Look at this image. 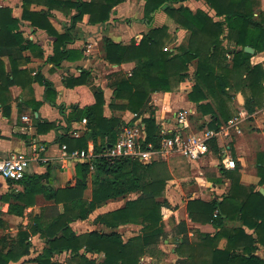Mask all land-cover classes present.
Here are the masks:
<instances>
[{
  "label": "trees",
  "instance_id": "16d2710c",
  "mask_svg": "<svg viewBox=\"0 0 264 264\" xmlns=\"http://www.w3.org/2000/svg\"><path fill=\"white\" fill-rule=\"evenodd\" d=\"M125 0H23L22 17L13 14L9 6L0 5V103L3 112L9 116L11 103L9 88L13 84L23 87L38 78L46 86L47 100L57 105L66 122L61 126L55 121L38 122L39 133L52 129H62L59 135L61 143L68 145L69 151L86 149L88 141H94V155L88 160L76 164V181L64 187H51L44 183L45 174L25 176L20 182L24 191L15 193V203L9 211L22 215L26 206L35 203V195L44 193L47 199L62 204V211L46 217L37 216L32 232H40L46 238L47 246L35 259L38 264H65L54 260L57 253H70L74 264H97L88 253L103 252L105 259L101 264H140L141 257L148 253L152 245L158 243L164 234L162 208L172 207L164 197L168 173H164L158 161L143 163L131 157L110 158L103 155L104 149L114 143L122 129L124 120L117 115L108 116L104 112L105 96L101 88L91 91L87 85L90 72L82 70L77 76L64 78L67 87L75 89L79 102L70 107L58 105L53 82L38 73L32 76L21 65L29 61L23 52L31 50L42 53L39 46L25 37L20 29L21 19L29 20L31 25L46 30L55 36L54 55L50 59L56 65L62 60H78L83 57L82 50L68 48L67 45L79 37L76 26L85 14L91 24L106 23L115 6ZM187 0H144V18L151 25L139 42L130 43L104 38L106 59L112 64L135 62L131 73L116 72L111 86L113 96L109 106L118 110H129L142 114L145 124V141L160 145L162 136L157 122L155 109L149 105L151 95L157 91L170 92L179 86L189 75L193 60L195 83L188 94L202 114H211L209 126L218 129L228 122L233 113L228 106L231 94L228 89L234 81L242 85L249 112L256 106L264 105V67L261 63L252 64L253 55L264 51V10L256 17L255 9L259 0H205L215 11L214 17L204 9H191ZM32 4H40L47 9L36 10ZM59 9L70 15V25L64 32H59L51 22V10ZM75 9L76 12L72 13ZM164 11L179 26L190 31L187 44L177 48H167L170 39L169 26H153L154 14ZM227 28V32H225ZM228 39L240 46L229 49L224 45ZM252 46L254 53L247 52L245 46ZM233 53L230 61L227 54ZM7 55L10 69H7L4 56ZM232 78L234 80H232ZM248 91V92H246ZM40 103H38L39 107ZM73 121H85L87 131L84 135L73 136L69 133ZM213 139L210 142L213 145ZM258 175L264 184V156L258 159ZM92 175L91 198L85 196ZM231 178L229 192L205 200L188 199L186 208L194 222L212 223L216 227L214 234L201 233L200 238L190 241L187 238V224H178L179 232L184 233L176 247L181 258L176 264H264V258L256 254L258 243L264 245V194L254 186L241 183L239 169L227 171ZM13 182L12 180H9ZM138 191L139 195L128 199L119 208L100 213L96 221L108 228L121 224L138 223L143 225V232L124 240L116 230L110 232L90 231L78 234L71 226L75 220H85L96 209L105 205L109 199L125 196ZM22 202V203H21ZM240 220L241 224L227 227L226 221ZM4 222L0 218V226ZM245 227L254 230L247 232ZM29 231L20 230L19 239L14 246L4 252L0 249V264H8L29 253ZM222 237L227 238L225 247H219ZM6 236L0 238V244Z\"/></svg>",
  "mask_w": 264,
  "mask_h": 264
},
{
  "label": "crops",
  "instance_id": "0c3cea01",
  "mask_svg": "<svg viewBox=\"0 0 264 264\" xmlns=\"http://www.w3.org/2000/svg\"><path fill=\"white\" fill-rule=\"evenodd\" d=\"M89 1V0H87ZM144 0H125L117 6H115L111 12L110 19L106 23L91 24L89 22V15L85 14L83 19L77 23L76 31L79 37L67 45L68 48L82 50L83 57L78 60H62L60 65L54 64L50 59L54 55V41L55 36L50 35L46 30L34 27L29 20L21 19L20 29L23 31L25 37L32 40L39 46V50L42 53H33L31 50H25L23 55L29 57V61L21 65L22 68L29 70L32 76H36L38 73L42 74L46 79L53 82V86L56 90L54 99L58 105L63 104L69 112L70 107L79 102V95L75 89L67 87L64 83V78L71 75H79L82 70H88L90 72L87 85L91 91H95L97 88H101L104 91L105 106L104 112L106 115L120 116L124 123H142L143 118L147 117L148 112H144V115L133 113L129 110H118L109 106L111 97L113 96V88L111 82L113 81V74L116 72L131 73V70L135 66V62H125L123 64H112L106 59V52L104 49V38L110 37L114 41L121 43H130L132 39L137 42L141 40L143 34L147 32L151 25L147 19L144 18ZM191 9H204L211 14L215 20L221 19V17L215 15V11L208 5L205 0H187L185 2ZM0 5L9 6L13 9V14L19 18L22 17L23 12V0H0ZM33 9L41 10L47 9L46 6L40 4H32ZM264 10V0H259V5L255 9V16L259 17L260 11ZM76 10L73 9L72 13ZM51 22L59 32H64L65 28L70 25V15L63 13L59 9L51 10ZM153 20V26L168 25L169 30L174 29L178 35V45L183 43L185 37L187 40L190 31L179 25L168 15L160 10L155 12ZM172 30V29H171ZM227 28L225 32H227ZM224 45L229 48L240 49V46H236L231 40L225 39ZM255 52V49H254ZM229 60H232L233 53L227 54ZM7 69H10V62L7 55L4 56ZM252 64L261 63L264 67V51L256 53L251 58ZM196 66V65H195ZM195 66L191 65V76L183 84H187V96L179 95L176 92H154L151 95L149 105L156 110V119L160 126L168 125L166 119L175 110L189 109L188 122L190 124L189 131L197 132L205 128L213 129L216 131V135L213 138V145L207 155L215 160V164L220 165L219 175L217 180L213 182L214 186L211 188V193L214 195L209 196L207 199L217 197L221 199L222 195L227 194L231 185V178L227 175V171H232L236 168L239 169L241 183L247 186H254L256 189H264V184L260 183V176L258 175V157L264 156V105L262 107L256 106L254 112H249L246 106L247 95L242 85H237L234 81L233 91H231V98L228 100V106L233 113V117L226 123L220 125L218 129L209 126L211 114H203L201 123L195 127L193 125L192 118L198 114L197 106L194 102L189 100L188 92L192 89L195 83L194 70ZM182 84V85H183ZM230 90V89H228ZM248 92V91H246ZM249 93V92H248ZM9 96L11 103V113L9 116L3 112V106L0 103V152L3 154H9L12 152H37L48 160L46 162L33 161L26 173L27 176L32 174H45L48 171L47 176L43 179L44 183L49 184L51 187H64L66 185L74 184L76 181V164L79 161H85V158H78L75 156H64L62 150V144L59 135L63 133L62 129H52L46 133H39L37 124L44 120L55 121L61 126H66L64 116L60 108L54 104L53 101L47 100L46 86L38 79L35 78L30 84L25 87L13 84L9 88ZM40 103L39 107L37 106ZM180 105L183 107L172 110L170 107L165 109L167 105ZM171 109V110H170ZM174 121V118H171ZM87 131L85 121H73L69 127V133L75 137L85 134ZM89 149L94 152V141L90 139L88 141ZM229 156L235 162L234 168H227L223 162L225 156ZM174 157H181L179 155H173L166 158L168 162ZM183 158V156H182ZM185 158V157H184ZM190 162H197L198 160H189ZM31 167V169H30ZM25 175V176H26ZM92 175L89 176V195L87 198H91L92 195ZM25 178V177H24ZM23 178V179H24ZM10 179H5L0 176V218L4 222V225L0 226V238L6 236L0 244V249L7 252L10 247L18 241V233L20 230L29 231V237L26 240L29 243V253L21 256L18 260H11L8 264H38L35 259L40 253L44 251L47 246V241L40 232H32V227L35 224L37 216L44 214L41 206L52 208L56 204L54 200L46 198L44 193H37L35 195V203L26 206L22 215L11 213L9 211L10 204L15 203L16 199L14 195L18 191H24L25 186L19 181L13 182ZM90 187V188H89ZM216 190V192H215ZM136 193V195H135ZM133 194V195H132ZM138 191H133L125 196H121L114 199H109L107 203L95 211L97 215L109 210L119 208L125 204L128 199L138 196ZM132 195V197H131ZM134 196V197H133ZM166 197V196H165ZM189 197L188 199L198 198ZM167 198V197H166ZM203 198V197H202ZM168 199V198H167ZM206 199V198H204ZM169 200V199H168ZM172 204V208L163 207L167 214L163 215V223L165 233L170 232L171 224L169 222L170 216L171 222L175 226L185 221L187 224V238L190 241H195L200 238L201 233L214 234L216 227L212 223H200L194 222L186 211V202L184 206V213H180L182 206L177 208V204ZM22 203V202H21ZM113 204H119L111 207ZM63 206L59 205V210L62 211ZM58 213V210L50 212V214H44L46 217L52 216ZM30 214L28 218L27 215ZM164 214V213H163ZM94 217V225L87 230L90 231H105L110 232L116 230L120 232L124 240L139 235L143 232V225L138 223L121 224L116 228H108L105 225L96 221ZM82 220L78 219L71 223L72 228L78 233L81 232L73 227L76 222ZM165 224V223H164ZM240 220H228L226 221L227 227H234L240 225ZM247 232L253 233L254 230L245 227ZM175 235L178 240H182L184 233H180L179 229L175 231ZM173 234L170 233L169 237ZM170 239H166L168 243ZM227 244V238L222 237L219 241V247L223 248ZM258 249L256 254L264 258V245L257 244ZM66 253V252H63ZM60 253V254H63ZM53 256L54 260L57 259V255ZM67 254V253H66ZM67 255H71L68 253ZM90 257L95 259L97 264H101L105 255L100 253H88ZM147 260H151V255L146 257ZM67 264V263H66Z\"/></svg>",
  "mask_w": 264,
  "mask_h": 264
},
{
  "label": "built area",
  "instance_id": "2783aa9c",
  "mask_svg": "<svg viewBox=\"0 0 264 264\" xmlns=\"http://www.w3.org/2000/svg\"><path fill=\"white\" fill-rule=\"evenodd\" d=\"M189 113V109H180L175 110L167 117L166 121L170 127L162 125L160 128L162 138L158 146H155L153 142L145 141V124L126 123L122 126L117 140L102 153L110 158L131 157L143 163L160 161L173 155L183 156L189 160H198L210 151V142L217 133L209 128L197 132L189 131ZM172 117L174 118L173 122L171 121ZM88 147L69 151L68 145L63 143V155L89 160L94 152L92 153ZM47 160L37 152H12L9 154L0 152V176L19 181L25 177L33 161L46 162ZM223 162L227 168L235 167L234 160L227 155Z\"/></svg>",
  "mask_w": 264,
  "mask_h": 264
},
{
  "label": "rangeland",
  "instance_id": "374dc122",
  "mask_svg": "<svg viewBox=\"0 0 264 264\" xmlns=\"http://www.w3.org/2000/svg\"><path fill=\"white\" fill-rule=\"evenodd\" d=\"M180 27L181 26H179V28ZM171 29L169 30L171 37L166 42V45H167V48L173 50L178 47L176 46L178 44L177 42L178 35L176 33L174 35V29L173 28ZM183 41L184 43L187 44V36L185 37ZM227 57L228 59H230L228 55ZM191 65L195 66L196 60H193ZM190 76H191V71H189L188 77L183 82H181L178 87H176L173 91H170V92H176L177 94L180 93L179 94L180 96L183 95L186 97L187 96V84L184 85L183 83L187 81V79L190 78ZM194 78H195V75H194ZM232 80L234 79L232 78ZM228 91L229 93H231L233 89L230 88V90ZM157 92H163V91H157ZM169 107L172 110H175V109H179L180 107H183V104L167 105L165 109ZM146 112H148L149 114V111H146ZM197 112L198 114L192 118L193 125L195 127H197L203 119V114L201 113V111L198 109ZM142 115H144V113H142ZM155 115H156V110H155ZM158 162L160 163L161 168L164 169V173H168L169 175V179L167 180V184H166V189L164 191V197L166 196L173 204H177L178 206L176 209H179V207L182 206L184 202L187 203V200L189 197L200 196L198 198L203 197L202 199L206 198L205 200H209L207 199L209 196L217 195L216 193L214 195L211 193L212 192L211 188L212 186H214L213 182L217 180L216 178L219 175L220 165L218 163L215 164L216 163L215 160H213L212 157H210V155L209 156L207 155L206 157H202L198 159L197 162H190L186 158L184 157L182 158V156L174 157L169 162L166 159H162ZM89 192H90V189H86L87 195H89ZM59 205L60 204L56 203L49 210L47 207L41 206V209L44 214H50L51 211L54 212L56 210L60 212L61 210H59ZM117 205L119 204H113L111 205V207H114ZM184 211H185L184 206H182V208L180 209V213H184ZM186 211H187V208H186ZM162 213H164L163 215L167 214L166 210H164L163 208H162ZM96 215H97V211H94L92 214H90V216L87 219L82 220L80 222H76L73 225V227L85 233L87 230L93 227L94 225L93 219ZM27 216L29 218L30 214ZM171 219L172 217L170 216V219H169V222L171 224L170 232L165 233V230H164V234L162 235L161 239H159L158 243L155 245H152L151 250L141 257L140 264H176L177 261L181 258V255L176 250V247L179 241L175 235V231L178 230L179 227H177V225L175 226L173 221L171 222ZM164 223L166 227L167 226L166 222ZM170 233L173 234L172 237H169ZM166 239H170V241L166 243L165 242ZM67 254L63 253V254L57 255L56 257L57 259L63 261V263L65 264L66 263L74 264L72 262L73 260L71 258V255H67ZM150 255L152 257L151 260H147L146 257Z\"/></svg>",
  "mask_w": 264,
  "mask_h": 264
},
{
  "label": "water",
  "instance_id": "95a60500",
  "mask_svg": "<svg viewBox=\"0 0 264 264\" xmlns=\"http://www.w3.org/2000/svg\"><path fill=\"white\" fill-rule=\"evenodd\" d=\"M244 49H245L247 52L254 53V48H253L252 46L247 45V46H245ZM260 191L264 194V189H263V188H261Z\"/></svg>",
  "mask_w": 264,
  "mask_h": 264
}]
</instances>
